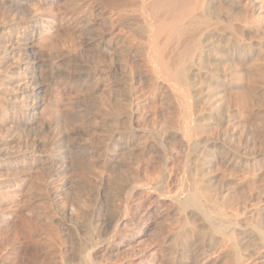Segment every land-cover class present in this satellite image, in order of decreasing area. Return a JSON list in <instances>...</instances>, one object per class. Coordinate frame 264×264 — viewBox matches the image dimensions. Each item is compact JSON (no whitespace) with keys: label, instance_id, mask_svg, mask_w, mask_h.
Masks as SVG:
<instances>
[{"label":"bare ground","instance_id":"1","mask_svg":"<svg viewBox=\"0 0 264 264\" xmlns=\"http://www.w3.org/2000/svg\"><path fill=\"white\" fill-rule=\"evenodd\" d=\"M0 53V123L48 152L0 148V264H37L25 187L38 264H264V0H0Z\"/></svg>","mask_w":264,"mask_h":264},{"label":"rangeland","instance_id":"2","mask_svg":"<svg viewBox=\"0 0 264 264\" xmlns=\"http://www.w3.org/2000/svg\"><path fill=\"white\" fill-rule=\"evenodd\" d=\"M6 44L9 45L8 43H6ZM14 49L15 48L12 47L10 50H14ZM4 60H6V62L8 64L10 63L9 61H7L6 58L3 57L2 53H0V61H1L0 64H2V62ZM30 87L35 88V86H32V85ZM4 128L6 130V126L1 125V123H0V148L2 146V148L5 147L9 151H13V152L16 151L19 159L22 158L21 156H23L22 154L24 152L26 154L25 156H27V160H29L30 159L29 157H31L32 155H35V156L37 155V156L43 157V156H46L48 154V152L40 153L39 151H32L31 148L29 149V145L25 142V139L28 138V136H29L27 133H24V134H27L28 136L23 135V133H20L19 135L20 136L22 135V137L18 139V137H19V135H18L17 139H15V138H12L10 135V132L5 131ZM29 137H30V139L32 138L31 133H30ZM21 139H23V141ZM4 140H5V142H4ZM16 152H15V154H16ZM88 171L92 172V170L87 169L86 167H81L80 171H79V169H77L75 171V173L82 175L84 172L86 174ZM6 172H8L10 174L12 173L11 170L7 171V170L2 169L0 167V182L5 177H7L9 175L8 173L6 174ZM81 172H83V173H81ZM33 178L34 177H32L31 181L35 180ZM26 188L27 187H25V189L20 191V193L17 196V199L13 203H11V205L13 206L12 208H14L15 210L17 209L16 210L18 212L17 217H19V218H16L14 220V222L12 221L15 225L13 224V226L11 228L12 229L11 232L16 233L17 237L19 238V241H18L20 243L19 247L22 248L23 245H27V246L23 247L22 249H20L19 253L23 254L25 257L30 256V258H32V257L35 258V262L38 264L39 261H42L43 256H44L45 241H43V240H44V235H45L44 233H45V231H47L48 226L44 220L39 218V210H38L39 209V206H38L39 201H37L38 199L33 196L32 190L29 191ZM30 195H32V196H30ZM34 195H35V193H34ZM28 198H31V199H28ZM37 202H38V204H37ZM261 203H262V205L264 204V195L261 197ZM31 212H32V214H31ZM12 222H11V224H12Z\"/></svg>","mask_w":264,"mask_h":264}]
</instances>
